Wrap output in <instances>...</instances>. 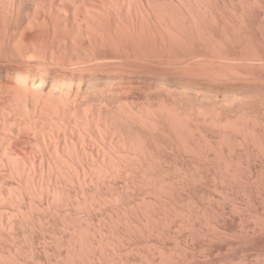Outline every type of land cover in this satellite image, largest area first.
Instances as JSON below:
<instances>
[{"label":"bare ground","instance_id":"6f19581e","mask_svg":"<svg viewBox=\"0 0 264 264\" xmlns=\"http://www.w3.org/2000/svg\"><path fill=\"white\" fill-rule=\"evenodd\" d=\"M210 1L0 0V264H15L17 262L14 257L16 249L14 252L5 249L9 248V246L17 248L15 242L18 240V244L20 241L17 238L21 236L23 239V236L27 233L33 239L36 228L47 227H44L46 223L43 220L45 218L60 217L66 223L67 218L70 216L69 214H71L70 212L74 211L73 219L76 222L84 221L83 211L80 213V209H86L82 206L85 204L82 199H86L82 198V195L85 194L83 191L85 189L84 186L87 189L86 179L88 178L86 177L90 174V172L86 174L85 168L91 173L96 171L95 174L97 176H94V178L98 177L95 180L97 184L92 181L94 173L92 178H90L91 182H89V179V183L87 182V185L94 182L96 184L95 188H98L99 185L100 187L101 185L104 186V189L106 188L105 186L112 188L113 184L121 182L119 180L129 183L131 178L134 179L133 175L135 172H132L135 167L132 162L134 157L128 156L130 151L127 150L128 145L126 146L125 141L122 140L124 138L122 134L120 135L118 132V135L123 138L115 137L117 138L116 142H113L115 132L123 124L129 130L132 128H135L137 132L148 130L149 135L155 134V136H161L159 134L163 133V129L166 128L177 136L176 139L179 137L180 141L187 142L184 137L182 138V135L185 132L190 135L191 128L187 130L189 128L187 127L189 119L186 118L188 117L186 113H184L185 116L183 114V104L180 106L183 116L179 114L181 111L179 110V112L174 107L176 99L179 98L180 102L177 101V103L179 102L178 104H180L190 98L192 96L190 94H195L196 90L193 89V86L199 79L197 68L211 66L213 64L210 62L211 60L222 61L228 55L224 54L225 56H223L221 53V47L223 49V46L217 45V43L212 44L211 42L213 37L211 38L210 36L209 25H212L214 18ZM239 60L241 61L242 59ZM233 70H231L230 74L234 76L238 71L233 73ZM224 71L226 72V68ZM214 72L215 70H213ZM217 72L219 71L217 70ZM145 75L150 76L152 79L154 78L158 82L155 83L156 85L154 84L155 86L153 85L155 89L149 86L154 90L148 88L149 90L146 91L143 89H147L145 84L150 85L152 80L150 79V83L147 81V83L143 84L142 82L146 81L138 79V81L141 80L138 83L141 82L143 84H140V88L144 86L141 90L146 91L144 92L145 96H143V91H138L140 88H135L131 84L130 78L133 77L136 80V77H146ZM210 75L212 77V71ZM210 75L208 76L209 78ZM214 76L216 75L214 74ZM170 79L175 82L186 81L187 89L180 86L179 82V86L183 87L181 92L176 89L179 94L176 93L175 89L171 90L169 88L168 90L164 83ZM66 82L67 85H64L67 87L64 88L63 83ZM229 82L231 83V81ZM57 83L59 86H57ZM160 86H165L167 89ZM135 89L139 93L141 92V96L145 97L139 96L143 98V102L139 101V98L131 100ZM151 93H154V96H151ZM180 93L181 97L185 96L184 94H188L187 98L183 97L184 100L182 101ZM197 93L198 91L195 95L200 93L203 96L199 99H204L206 95H204V92ZM195 95V99H198ZM194 97L192 96L189 101L191 99L194 101ZM166 100L171 101L170 104L169 102L165 103L167 102ZM208 107L211 108L210 106ZM221 107L223 108V106ZM185 109H188V107ZM189 109L187 111L192 114ZM105 112L116 115L121 125L114 123L112 120H107L106 117L104 118L103 113ZM72 115H76L73 119V126L70 125V117ZM194 115L196 114L194 113ZM192 117L194 118L193 115ZM53 118L56 121H53ZM212 120L208 122L217 124L220 121L217 120V117L215 120L218 122H214V119ZM50 121H52V125ZM206 122L205 120L203 121L204 124ZM45 123L48 126L43 127ZM224 123H227V121ZM215 124H211V126ZM57 125L59 127L57 131H54L52 126L57 127ZM220 126V129L225 127ZM82 129H87L86 131H89V133L84 130L85 134L82 135ZM204 130L203 132L205 133ZM74 131H76V134L78 132V140L76 138L78 142L73 139L72 134ZM194 133L199 134L197 131ZM193 135H190L191 137L189 138L187 136L188 140L190 139L189 141H191V138L192 140L195 138V135L192 137ZM216 135L218 136V133ZM130 136L134 138V135ZM136 136L137 134H135ZM155 139L157 138L155 137ZM135 140L134 138V142ZM158 140L160 141V139ZM177 143L181 144L176 142L175 145ZM164 144L167 143L164 142ZM185 144L187 145L188 142ZM131 145L129 144V148L133 147L132 153L133 151L137 154L138 152L143 153V151L135 148V144ZM159 147L161 146L158 145ZM190 150L187 149V151ZM144 155L146 158V154ZM44 161L46 165H43ZM134 162H138L137 158H134ZM159 181L158 183H160ZM125 183L124 185L127 186ZM115 188L117 190V187ZM162 188L157 190H162ZM70 189L74 192L73 196L70 195ZM88 190L90 191L89 187ZM94 193L95 191L91 192V194ZM86 203L88 204L89 202ZM96 205L94 204L93 206L96 207ZM100 205L98 208H100ZM98 208L96 209L99 211ZM91 212L93 213L92 209ZM70 222L72 223L73 221ZM75 223L73 222V225ZM81 223L84 224L85 222ZM82 224H79V226L81 225L80 227H82ZM88 224L86 222L84 226L86 225L85 227L87 228ZM64 225L66 227L69 226L67 224ZM75 225V231L73 230L74 227L72 228L74 237H71L73 233L69 235L70 230L69 232L66 230V232L67 234L69 233V237L76 240L78 248H80L82 247L81 238L84 236V234L83 236L81 234L85 232L83 231L85 229L81 228L83 230L80 232V227L77 224ZM18 228L21 234L18 233ZM66 232H63L64 235ZM75 232L77 233L75 234ZM61 239L63 240V238ZM29 240L27 241L29 242ZM70 242H68V245ZM33 244L30 243V245ZM66 244L67 242L63 243V245ZM32 248L34 249V247ZM4 250L9 252H6L9 256H4ZM21 250L19 251L21 252ZM30 251L32 252L31 249ZM77 251L79 253V250H76L75 253ZM23 253H20L21 256L26 254ZM66 254L64 255L66 256Z\"/></svg>","mask_w":264,"mask_h":264},{"label":"rangeland","instance_id":"374dc122","mask_svg":"<svg viewBox=\"0 0 264 264\" xmlns=\"http://www.w3.org/2000/svg\"><path fill=\"white\" fill-rule=\"evenodd\" d=\"M245 1H210L212 3L214 18L212 25H209V33L211 38L213 37L211 42L212 44L217 43V45L223 46V49L221 47V53L223 56L228 54L227 57H224V60L231 61H224L223 59L222 61H218L215 59L210 61L213 63H211L213 66L208 65L197 68V76L199 79L193 86V89L196 90V92L198 91V93L204 92V95L206 94L204 99H199L203 96H201L200 93V95L198 93V95H195V91V94L191 92L197 96L196 98L198 99H195L194 95L190 94L194 97V101L193 99L189 101L192 96L186 100L190 103H187L183 99V97L187 98L188 94H184L185 96L181 97L180 93V97L182 101L184 100V103L181 101L182 103L178 104L180 100L179 98L176 99L175 104L177 106L175 105L174 107L178 111H181V113H179L180 115H182L183 111V114L186 113L188 116L186 118L191 121V124L189 121L187 122V127H189L187 130L193 128L194 131L190 129V135L194 134L195 138H193V140L191 138V141H189L190 139L188 140V138L191 136L187 135V132L183 133V135L185 134L186 136L182 135V138L184 137L188 142L186 145L185 143L187 142L180 141L179 137L176 139L177 136L173 135L174 133L172 134V132L166 128L163 129V133L161 132V134H159L161 136H155V134H153V136L148 134V130H140L137 132L135 128V130L132 128L130 129L132 131H130L124 124L122 127L120 126L118 131L115 132L113 142H116L117 138L115 137L119 136L121 139L124 137L122 140L125 141L126 146L128 145L127 150L130 151L128 156H133L135 159L137 158L138 162H134V158L132 159L133 166H135L132 172L136 173H134L135 176L133 175L134 179L131 178L129 183L119 180L121 182L112 185V188L117 187V190L116 188H113V190L107 186H105L106 188L104 189V186L101 185L102 189L99 185L100 189H102L100 190L99 187L95 188L97 184L95 180L98 178H94V176H97V174H95L96 171L93 172V175L91 171L85 168L86 174L90 172L86 178L90 180L93 175L92 181L96 183L93 182L87 185L91 180L89 181L86 179L87 189L84 186L86 191L83 189L85 194L82 195V198L86 199L83 200L80 197L83 203L85 201V204L82 205L83 208H86L84 210L82 208L80 209V213L83 211L82 215L84 216H82L84 221L81 222L89 223L87 228L85 227L86 225L84 226L85 223L82 224L73 219L74 211L70 212L71 214H69L70 216L68 217L69 219L67 218L66 223H64L60 217L45 218L43 220L46 223L44 227H47L42 229L41 227H39V229L36 228L32 237L33 239L28 236V233H25L29 238L24 235L25 237L23 236V240L21 236H19L20 238L17 239L20 241L17 244L18 240L16 239L17 241L15 242L17 248L9 246V248L5 249L13 252L16 249L18 254L16 252L14 253V257L17 261L15 264H264V0ZM239 59L242 60L240 61ZM226 64H229V66ZM234 64L236 65L234 66ZM225 68L226 72L224 71ZM213 70H215L216 73H213ZM217 70L219 72H217ZM231 70H233V73L238 71L234 74V76L236 75L235 77L233 74H230ZM211 71L212 77L215 80H213L210 75ZM214 74L216 76H214ZM209 75L211 79L208 77ZM145 76L147 78L144 76L136 77L137 81L132 77L130 78V82L138 89L140 88V84H145L147 81L150 83L151 79L152 82L150 85L145 84L147 89L143 88L144 86L141 87L146 91L151 89L150 87L155 89V83L158 81L156 82V80H154V78L152 79L150 76ZM221 76L223 77L221 78ZM223 78L226 80L228 79L227 82ZM138 79H143L142 81L146 82L138 83L141 81H138ZM229 81H231V83ZM166 82L163 83L166 84L165 86L168 87V90L169 88L171 90L175 89V91L178 89L179 91H177L181 92L183 87L187 89L186 81H176L177 84L173 79H170ZM179 82L180 86L183 87L179 86ZM58 83L57 86H59ZM64 84L67 85V82L63 83V87H67ZM159 84L162 85L161 82H159ZM72 85L74 84L72 83ZM137 85L139 86L137 87ZM165 86L160 87L166 88ZM142 88H140V90L138 89V91H143L142 95L145 96L144 92L146 91L141 90ZM153 88L151 90H154ZM137 89L133 91L131 100H137V98H139L138 100L143 102V98L145 97L141 96V92L139 93L136 91ZM150 95L154 96V93ZM195 100H197L199 104ZM177 101L179 102L177 103ZM168 102L170 104L171 101L168 100L165 103ZM205 103L206 105H204ZM181 105L183 106L182 109L184 108L183 111L181 110ZM221 106H223V108ZM187 107L188 109L190 108L189 111L190 113L192 112V114H189L187 111L188 109H185ZM197 110L200 111L198 112ZM215 111L220 112L218 113ZM194 113L196 115H194ZM103 115L107 120H112L114 123L121 125L116 115L106 112L103 113ZM192 115L194 118H197L194 119ZM75 116L72 115L70 117L71 126L74 125L73 119ZM216 117L218 121L220 120L219 123L215 124L208 122L212 119H214V122H218L215 120ZM209 118L210 120H208ZM53 119V121H56L55 118ZM199 120L202 123H200ZM204 120L205 122L207 121L209 125L207 122L204 124ZM225 121H227V123H224ZM51 122L52 121H50V123ZM211 124H215L212 125L214 127H212ZM220 125L225 126L224 129ZM45 126L48 125L45 123L43 127ZM193 126L196 127L194 128ZM55 127L52 126L53 130L57 131L59 125ZM240 129L242 130L240 131ZM84 130L85 129L81 130V132H83L82 135L85 134ZM86 130L85 132L89 133V131ZM166 130L168 131L166 132ZM195 131L199 132V134H195ZM75 132L76 131L73 132L72 135L74 138H72L75 139V142H78V132L77 134ZM118 132L120 135L122 134L123 137L118 135ZM134 132L140 139L136 138L137 136L135 137ZM166 133L168 136H166ZM200 133L203 134V137ZM217 133L218 136L216 135ZM251 134H253L255 138ZM130 135H134L136 139L135 142L134 138ZM194 135L192 137H194ZM219 135L222 136L220 137ZM155 137L157 139H155ZM158 139H160L161 142ZM220 139L221 141H219ZM185 140L183 139V141ZM127 141L129 144H132L131 146L135 144V148L143 151V153L146 151L144 153L146 154V158L143 153L138 152L137 154L134 151L132 153L133 147L129 148V144L126 143ZM164 142L167 144H164ZM176 142H180L181 144L177 143V145H175ZM158 145L161 147L164 146L165 149L164 147L158 148ZM187 149L193 150L187 151ZM154 159L156 160L154 161ZM148 164L151 166L149 167ZM43 165H46L45 161ZM158 181L161 184L158 183ZM124 183L127 184V186L124 185ZM159 188H162V190H157ZM94 191L96 194H91V192L93 193ZM102 191H106L108 194ZM73 194L74 192L71 190L70 195L73 196ZM86 202L89 203L87 204ZM94 204H97L96 207L93 206ZM99 205L100 208H98ZM92 206L93 208H91ZM94 207L95 209L98 208L99 211L97 209L95 210ZM70 221L76 222L75 224H77L78 227L81 226H79V224L83 225L80 227V232L83 230L81 228L85 229L83 230L85 232L81 234V236L84 234L83 238H81V250L78 248L76 240L71 238L74 237L76 225H73V222L71 223ZM64 224H67V226L69 225V228ZM19 230L18 228V233L21 234ZM66 230L67 232L70 230L71 232L68 234L71 235L73 233V235L69 237ZM63 232H66V236ZM76 233L77 232H75V234ZM60 237L63 238V240ZM29 239H31L32 242ZM27 240H29V242ZM25 241H27V243H25ZM65 241L67 244L63 245V243H66ZM68 242H70L69 245ZM30 243H34L35 246L34 244L30 245ZM30 246L34 247V249ZM69 247L72 248V250H70ZM5 250L4 256L7 257L9 256L7 253L9 252ZM19 250H21V252ZM76 250H79V253L78 251L75 253ZM66 251L68 254H66ZM20 253L24 255L21 256ZM64 254H66V256ZM67 257L70 258L68 259Z\"/></svg>","mask_w":264,"mask_h":264}]
</instances>
